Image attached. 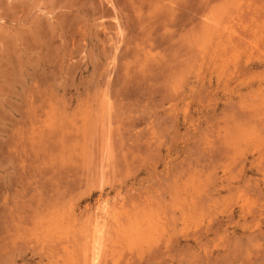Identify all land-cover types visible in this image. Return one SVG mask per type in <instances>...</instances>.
Here are the masks:
<instances>
[{"label":"rangeland","instance_id":"rangeland-1","mask_svg":"<svg viewBox=\"0 0 264 264\" xmlns=\"http://www.w3.org/2000/svg\"><path fill=\"white\" fill-rule=\"evenodd\" d=\"M95 221L96 264H264V0H0V264Z\"/></svg>","mask_w":264,"mask_h":264},{"label":"bare ground","instance_id":"bare-ground-1","mask_svg":"<svg viewBox=\"0 0 264 264\" xmlns=\"http://www.w3.org/2000/svg\"><path fill=\"white\" fill-rule=\"evenodd\" d=\"M106 207V206H105ZM103 213V212H102ZM100 214V213H99ZM105 214V213H104ZM101 216V215H100ZM104 216V215H103ZM120 216V215H119ZM121 218V217H120ZM96 220V219H95ZM103 220V219H102ZM92 221V220H91ZM96 222V221H95ZM103 224V223H102ZM92 225V224H91ZM105 225V224H104ZM107 225V224H106ZM89 229V228H88ZM105 229V228H104ZM103 233V228L101 227V224L99 222H96V225L93 229V237H94V243L92 245V249L90 250V261L91 264H96L95 262L99 259V241L101 239V235ZM104 234V233H103ZM84 237V236H83ZM107 240V239H106ZM86 242V241H85ZM89 243V242H88ZM86 244V243H85ZM102 246V245H101ZM89 247V246H88ZM87 247V248H88ZM88 263V260H87ZM101 264V263H100Z\"/></svg>","mask_w":264,"mask_h":264}]
</instances>
